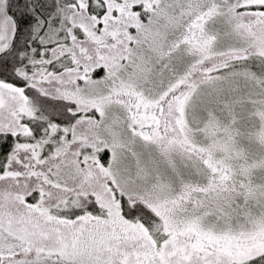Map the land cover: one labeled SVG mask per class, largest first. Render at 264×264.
<instances>
[{
    "label": "snow or ice",
    "instance_id": "1",
    "mask_svg": "<svg viewBox=\"0 0 264 264\" xmlns=\"http://www.w3.org/2000/svg\"><path fill=\"white\" fill-rule=\"evenodd\" d=\"M0 264H264V0H0Z\"/></svg>",
    "mask_w": 264,
    "mask_h": 264
}]
</instances>
